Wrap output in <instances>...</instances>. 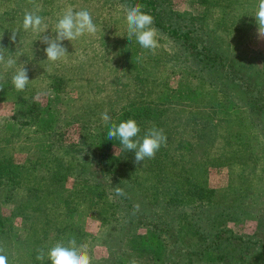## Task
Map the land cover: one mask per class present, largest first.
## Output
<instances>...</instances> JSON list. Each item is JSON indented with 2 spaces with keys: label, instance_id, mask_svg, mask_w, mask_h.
<instances>
[{
  "label": "rangeland",
  "instance_id": "rangeland-1",
  "mask_svg": "<svg viewBox=\"0 0 264 264\" xmlns=\"http://www.w3.org/2000/svg\"><path fill=\"white\" fill-rule=\"evenodd\" d=\"M166 1L173 11L190 15L187 17L193 20L198 35L201 36L205 29L212 41L222 44L229 52L235 50L243 59L253 62L264 75V0H231L229 6H226L227 0ZM220 7L226 14L223 18L220 17ZM250 14H255V18L251 19ZM245 15V23L239 29L241 18ZM179 45L168 39L167 34L156 28L148 17L123 1L0 0V135L5 138L6 128H14L19 123L18 131L22 135L14 138L16 150L13 157L16 164L25 166L21 170L24 175H34L33 179L23 180L29 185L32 181V188L36 189L35 194L33 190L30 194L35 202L27 209L33 217L34 231L35 225L43 221L45 193L49 199V189H53L52 197L57 200L61 194L56 196L55 193H60L61 187L71 189L75 176L81 173L76 160L79 166L80 161L85 160L84 149L74 152L73 157L65 154L63 149H69L70 143L77 139L83 122H91L88 120L92 113L89 109L98 106L97 109L108 112L106 117L102 116V127L95 126V135L91 136L95 139L93 148L101 154L99 149L104 143L114 142L116 127L122 123V113L135 112L139 106V111L150 108L149 113L152 111V114L163 119L161 124L170 125L169 130H158L156 133L153 124L149 125L143 131L146 132L140 145L151 142L150 139L156 142L159 138L162 141L169 138L176 143L180 133L191 132L193 140L187 147L191 146V153L186 152L183 160L185 163L197 160L200 164L201 179L198 176V181L209 189L208 196L201 204L213 209L224 206L228 212V226L238 234L253 237L251 235L255 233L258 221L257 209L261 204L248 199L255 187L260 185L262 175L258 172L264 164V148L257 139L248 137L253 129L248 122V111L233 103L230 97L220 95L204 71ZM17 78L20 82L32 80V86L29 89L24 86L22 94L27 99L33 97L34 101H21L13 97L14 89L7 91L3 88L9 81L16 83ZM3 90L8 93L5 95ZM32 102L37 104L35 110H32ZM24 118L33 119L32 125L21 124ZM199 118H209L214 122L213 128L209 130L205 127L202 131ZM207 129L209 132H204ZM194 130H197L195 134ZM200 131L202 138H198ZM26 134L29 135L28 139L25 138ZM238 138L242 140L238 142ZM203 150L209 151L205 159ZM112 151L115 153L117 149ZM141 155L142 159L131 161L134 166L143 165L144 177L150 181L144 183L146 187H151L153 196L159 191L172 194L166 191L173 178V168H169L170 151L163 153L160 160L155 158L157 153L150 151ZM224 155L228 158L227 162L223 160ZM254 155L260 156L256 159V171L251 164H247ZM60 159L71 160L74 168L65 169ZM145 162H157L158 165L150 169ZM89 165L96 170L99 166L94 159ZM99 167L103 172L104 167ZM242 168L244 174L241 173ZM55 171L65 176L54 177ZM85 176L88 181L92 180L93 175ZM144 177L139 176L141 180ZM100 178L101 181L94 185L103 187L105 180ZM156 183L158 186H153ZM3 188L0 185V218L10 214L9 207L2 205ZM263 193L264 188H261ZM244 195L249 196L244 198ZM70 199L73 206L76 204L81 208L77 209L80 213L71 212L66 221L89 235L84 244L76 246L77 250L85 252L91 249L94 258L106 256L107 249L100 242L97 244L95 237L106 227L109 228V220L113 221L109 208L105 209L108 220L103 221L101 217L87 212L86 205L77 202L80 198ZM242 200L250 203L247 207L249 211L244 213L239 205ZM258 201L264 204V195ZM231 217L237 219L232 221ZM201 218L200 222L205 223ZM260 222L264 226V217ZM12 228H20L18 218L14 219ZM202 228L210 234V238L215 233L212 223ZM29 231L28 228L26 232ZM257 232L264 237L263 228ZM14 243L13 240L10 250L18 249ZM5 246V240L0 235V248ZM10 250V255L5 250L3 256L14 258L11 264L30 263L27 255H23L27 253ZM254 253L256 255L249 259L253 260L251 264H264V250ZM137 260L146 262L141 257ZM207 263L211 264L209 261ZM193 264L200 263L195 260ZM228 264L235 263L232 261Z\"/></svg>",
  "mask_w": 264,
  "mask_h": 264
},
{
  "label": "trees",
  "instance_id": "trees-1",
  "mask_svg": "<svg viewBox=\"0 0 264 264\" xmlns=\"http://www.w3.org/2000/svg\"><path fill=\"white\" fill-rule=\"evenodd\" d=\"M119 1H123L132 9L144 14L156 28L167 34L168 39L179 43L182 51L198 65L201 71H204V75L220 95L224 98L225 95L230 97L229 99L233 103L239 104L248 111V122L250 128L254 129L253 131L251 128L252 133L248 134V137L257 139V142L264 148V75L262 76L260 69L250 60L243 59L235 50L229 52L222 47V44H216L210 39V33L205 29L201 36L198 35L194 30L193 20L187 17L190 15L173 11L166 0ZM227 2L226 6L232 3L231 0H227ZM216 7L218 8V6ZM223 7H220V17L222 18L226 16ZM249 17L254 19L255 14H250ZM245 19L246 15L242 16V24L239 23L241 26L239 29L243 27ZM35 51L36 49L32 51V56L35 55ZM20 79L23 80V78ZM17 81L16 83L9 81L3 88L7 91L14 89L13 97L21 101H28V103L31 100L34 101L33 97L27 99L22 94V88L27 86L26 88L29 89V86H32L30 83L32 80L18 81L19 83ZM6 90H3L5 95L8 93ZM87 92L89 93V91ZM32 106L34 107L32 110H35L37 104L32 102ZM97 107L94 106L96 110L89 109L92 113L88 120L91 122L82 123L81 132L77 139L70 143L71 147L63 149V152L71 157L74 152L84 149L85 160L80 161V166L79 161L76 160L77 167H81L79 169L81 173L75 176V183L71 189L61 187L62 191L55 193L56 196L61 194L57 200L52 197L53 189H49L51 193L49 199L48 194L45 193L43 200L45 206L41 218L43 221L34 224L35 231L32 228L33 217L27 212V209L35 202L30 194H32L31 190L35 194L36 189L32 188V181L30 185L23 181L28 178L33 179L34 175L29 173L24 175L21 170L25 169V166L16 164L13 157L14 150H16L14 138L22 135L18 131L19 123L14 128H6L5 138L0 135V185L5 190L2 196V205L8 206L10 213L6 218H0V235L6 243L3 249L0 248V264H5L7 261H10L8 264H11L14 261V258L3 256L5 250L9 253L13 247L11 246L13 240L15 241L13 245H17L18 249L10 251L27 253L22 254L29 258L30 263L28 264H193L195 260L200 264H208L207 261L211 264H228L232 261L235 264H251L253 260H249L250 257L256 255L253 252L264 250V237H260L257 232L258 229H264L260 222L261 217H264V212L262 214L264 204L258 201L264 195V193L261 194V188H264V164L261 165L262 169L258 172L262 175L260 185L255 187L248 199H251V202L256 200L261 204L257 209L259 222L256 221L255 233L251 235L254 237L253 239V237L238 234L228 226L229 217L224 206L213 209L201 204V201H204L208 196L209 189L204 188L198 181L200 164L197 160H192L191 163H185L183 160L187 156L186 152L191 153V146L187 148L189 142L193 140L191 132L180 133L176 143L170 141L169 138L164 141L159 138L156 142L150 139L151 142H146L141 146L143 134L146 132L143 131L149 125L153 124L156 128L154 133L158 130H169L170 125L161 124L163 119L156 116L155 113L152 114V111L149 113L150 108L139 111V106H137L135 112L122 113L123 120L121 119V125L116 127L114 142L104 143L102 149H99L101 154H98L93 148L95 139L91 136L95 135V126L102 127V116L106 117L108 112H105L106 109H97ZM160 115L164 118L161 112ZM32 120L24 118L21 124L31 126ZM198 121H201L199 125H201L202 131L205 127L210 130L214 126V122L209 121V118L207 120L199 118ZM208 129L204 132H209ZM35 131H38L37 128ZM196 131L194 130V134ZM202 136L203 133L200 131L198 138H202ZM149 137L153 138L152 134H149ZM25 138L28 139L29 135L26 134ZM241 140L238 138V142ZM203 143L206 144V141L203 140ZM114 148L117 149L115 153L112 151ZM145 151L157 153L155 158L158 160L163 153L170 151L171 164L169 168H173L171 173L173 178L166 191L172 192V194L166 195L157 190L158 194L154 197L150 190L151 187H146L144 181H150L144 177L143 165L136 164L134 166L131 161L142 159L143 155L141 154ZM202 154L205 159L208 157L209 151L203 150ZM254 156L249 158L247 164H251L253 170L256 171V159H259L260 156ZM223 158L227 162L228 158L225 155ZM93 159L97 165L104 167L103 172L99 166L96 165L98 168L96 170L89 165V163H93ZM262 160L264 163V149ZM60 161L65 164V169L74 168L71 160L60 159ZM145 164L150 169L154 165H158L157 162H145ZM164 167V165L161 166L163 169ZM241 173L244 174L243 168ZM86 174L93 175L92 180H89L94 181L93 183L88 181ZM56 176L61 178L65 174L55 171L54 177ZM100 176L105 180V183L102 184L103 187L94 185L95 182L101 181ZM139 176L144 177L143 180ZM199 178L201 179L200 176ZM158 184L160 186L161 181ZM158 184L153 186H158ZM160 194H162L161 197ZM26 195L28 196L26 197ZM248 196L244 195V198ZM70 197L80 198L77 202L85 204L87 212L101 217L103 221L108 220L105 209L109 208L113 221L109 220L108 224L111 222L109 228L106 227L95 237L96 243L100 242L107 249L106 256L94 258L91 256V249H86L85 252L77 250L76 246L84 244L89 235L66 221L71 212L80 213V210L77 209L81 208L76 204L73 206L70 203ZM239 205L242 206L241 212L249 211L247 207L250 203L248 201L245 203L242 200ZM201 217L205 223L200 222ZM16 218L19 219V229L12 228ZM230 219L235 221L237 218L231 217ZM208 223H212L215 229L212 239L210 234L202 228ZM28 228L30 231L27 233ZM22 232L23 234H21ZM183 245L185 246L184 250ZM86 253L89 256H86ZM61 255H63L62 259ZM138 257L146 262L138 261Z\"/></svg>",
  "mask_w": 264,
  "mask_h": 264
}]
</instances>
